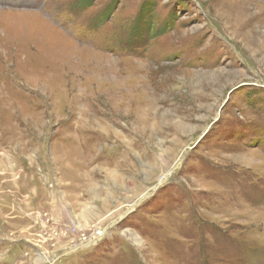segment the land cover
<instances>
[{"label":"rangeland","instance_id":"374dc122","mask_svg":"<svg viewBox=\"0 0 264 264\" xmlns=\"http://www.w3.org/2000/svg\"><path fill=\"white\" fill-rule=\"evenodd\" d=\"M0 264H264V0H0Z\"/></svg>","mask_w":264,"mask_h":264},{"label":"built area","instance_id":"2783aa9c","mask_svg":"<svg viewBox=\"0 0 264 264\" xmlns=\"http://www.w3.org/2000/svg\"><path fill=\"white\" fill-rule=\"evenodd\" d=\"M101 235H103V234H100V236H98V237L95 239V241L93 242V245H98L99 243H101V242L103 241L104 236H101ZM75 248H76V247H75ZM75 248H74V250H75Z\"/></svg>","mask_w":264,"mask_h":264},{"label":"trees","instance_id":"16d2710c","mask_svg":"<svg viewBox=\"0 0 264 264\" xmlns=\"http://www.w3.org/2000/svg\"><path fill=\"white\" fill-rule=\"evenodd\" d=\"M141 14V13H140ZM141 16V15H140ZM140 24V19L136 22V26H135V28H134V30H139V28H140V26H138ZM149 27V26H148ZM141 30V29H140ZM139 32V31H138ZM137 31H135V33H138Z\"/></svg>","mask_w":264,"mask_h":264},{"label":"water","instance_id":"95a60500","mask_svg":"<svg viewBox=\"0 0 264 264\" xmlns=\"http://www.w3.org/2000/svg\"><path fill=\"white\" fill-rule=\"evenodd\" d=\"M224 105H225V104H222L221 110L223 109Z\"/></svg>","mask_w":264,"mask_h":264},{"label":"bare ground","instance_id":"6f19581e","mask_svg":"<svg viewBox=\"0 0 264 264\" xmlns=\"http://www.w3.org/2000/svg\"><path fill=\"white\" fill-rule=\"evenodd\" d=\"M166 178V176L165 177H163V179H165ZM163 179H162V181H163Z\"/></svg>","mask_w":264,"mask_h":264}]
</instances>
